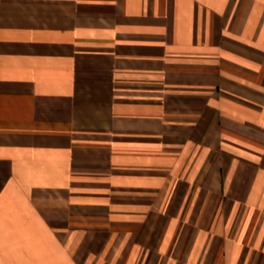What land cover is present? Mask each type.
Here are the masks:
<instances>
[{
    "label": "crops",
    "instance_id": "0c3cea01",
    "mask_svg": "<svg viewBox=\"0 0 264 264\" xmlns=\"http://www.w3.org/2000/svg\"><path fill=\"white\" fill-rule=\"evenodd\" d=\"M0 264H264V0H0Z\"/></svg>",
    "mask_w": 264,
    "mask_h": 264
}]
</instances>
